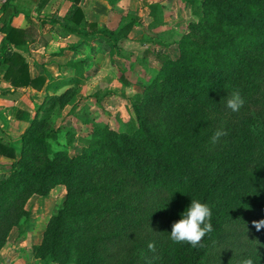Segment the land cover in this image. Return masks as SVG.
Here are the masks:
<instances>
[{
    "label": "trees",
    "instance_id": "1",
    "mask_svg": "<svg viewBox=\"0 0 264 264\" xmlns=\"http://www.w3.org/2000/svg\"><path fill=\"white\" fill-rule=\"evenodd\" d=\"M186 1L197 19L188 23L179 55H161L155 78L135 98V129L96 127L73 157L53 151L48 135L39 133L45 118L31 122L15 146L0 138V156L11 159L0 174V249L28 197L47 195L62 183L63 205L34 247L39 258L57 264H209L213 256L212 264L246 258L264 264V228L252 224L264 220V0ZM160 7L149 5L152 24ZM80 14L77 8L74 15ZM123 19L118 28L101 31L115 42L126 38L138 17ZM3 28L8 40L21 31ZM18 59L12 56L16 67L7 70L12 85L40 89L45 78H31ZM62 86L47 84L53 93L45 95L44 106L71 100L70 87L56 93ZM236 89L245 104L233 112L226 97ZM221 126L228 135L213 147L210 138ZM192 199L210 206L213 225L195 248L169 238ZM153 242L155 252L148 248ZM213 242L221 253L208 256Z\"/></svg>",
    "mask_w": 264,
    "mask_h": 264
},
{
    "label": "rangeland",
    "instance_id": "2",
    "mask_svg": "<svg viewBox=\"0 0 264 264\" xmlns=\"http://www.w3.org/2000/svg\"><path fill=\"white\" fill-rule=\"evenodd\" d=\"M146 1L133 3V13L126 12L127 15L138 17V23L130 31L132 38L124 48L116 43V50L111 52V55L116 56L110 60L115 67L114 76L104 72L95 82L82 80L66 85L56 92L61 93L69 87L74 90L71 100L66 103L61 101L44 106L45 96H36L38 101L34 105L28 126L31 122L33 124L45 118L39 133L48 135L46 140L53 151L65 150L69 157H73L89 144L96 127L124 132L132 131L138 126L133 107L135 98L141 96L144 86L155 78L161 67V55L169 58L179 55V41L187 32V25L197 19L186 0H149L152 3H163L157 14V23L152 24L153 17L144 7ZM124 10H127V6H124ZM124 10L119 8L117 14ZM119 25H116L117 28ZM34 119L36 120L33 121ZM16 150L19 151L18 142ZM10 163L1 165L7 166ZM5 170L6 168L0 167V172ZM65 195V185L57 183L47 195L33 193L28 197L16 223L7 234L3 249H0L3 251L0 264H57L47 256L37 257L34 247L43 241L51 218L62 207ZM221 247L213 242L208 256L221 253ZM209 258V264H212L213 256Z\"/></svg>",
    "mask_w": 264,
    "mask_h": 264
},
{
    "label": "crops",
    "instance_id": "3",
    "mask_svg": "<svg viewBox=\"0 0 264 264\" xmlns=\"http://www.w3.org/2000/svg\"><path fill=\"white\" fill-rule=\"evenodd\" d=\"M140 2L143 0H8L0 10V138L15 146V139L28 126L36 96L53 93L46 89L48 83L63 85L59 92L77 81L95 82L104 72L114 76L110 60L116 56L111 52L116 50V43L124 48L132 37L129 32L115 42L108 31L117 28L126 12L133 13V3ZM148 4L152 2L146 1L147 13ZM77 8L82 15H74ZM119 8L124 11L117 14ZM5 24L21 31L8 40ZM14 55L26 63L31 78H45L40 89L12 85L7 70L16 67L10 60ZM6 162L11 159L0 156L1 168Z\"/></svg>",
    "mask_w": 264,
    "mask_h": 264
},
{
    "label": "clouds",
    "instance_id": "4",
    "mask_svg": "<svg viewBox=\"0 0 264 264\" xmlns=\"http://www.w3.org/2000/svg\"><path fill=\"white\" fill-rule=\"evenodd\" d=\"M225 99V98H224ZM245 104V99L239 89L228 93L226 107L233 112H238ZM228 133L223 126L219 127L211 136L209 143L214 147L220 143L222 137ZM212 210L206 203L192 199L191 205L182 213V218L173 223L170 232V240L173 243H187L193 248L201 245L203 238L213 231ZM257 231L264 228V220L252 221ZM150 251L155 252V243H149ZM241 264H254L251 258L244 259Z\"/></svg>",
    "mask_w": 264,
    "mask_h": 264
},
{
    "label": "built area",
    "instance_id": "5",
    "mask_svg": "<svg viewBox=\"0 0 264 264\" xmlns=\"http://www.w3.org/2000/svg\"><path fill=\"white\" fill-rule=\"evenodd\" d=\"M5 2H7V0H0V6H1L2 4H4Z\"/></svg>",
    "mask_w": 264,
    "mask_h": 264
}]
</instances>
